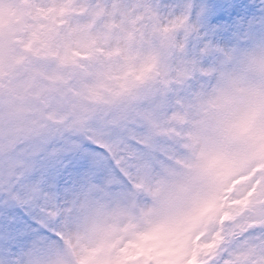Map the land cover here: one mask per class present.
<instances>
[{
	"label": "rangeland",
	"instance_id": "obj_1",
	"mask_svg": "<svg viewBox=\"0 0 264 264\" xmlns=\"http://www.w3.org/2000/svg\"><path fill=\"white\" fill-rule=\"evenodd\" d=\"M250 29L264 39V0H0V264H22L31 243L10 253L25 233L6 225L21 213L44 229L76 205L77 239L91 244L81 264H264V163L183 223L161 218L147 187L164 156L183 164L216 135L225 150L264 113V42L208 65L212 86L182 95L207 59L191 63L193 51ZM85 144L98 178L57 191L41 161Z\"/></svg>",
	"mask_w": 264,
	"mask_h": 264
},
{
	"label": "clouds",
	"instance_id": "obj_2",
	"mask_svg": "<svg viewBox=\"0 0 264 264\" xmlns=\"http://www.w3.org/2000/svg\"><path fill=\"white\" fill-rule=\"evenodd\" d=\"M224 142V136L216 135L214 141L181 152L179 159L184 160L183 164L171 156H164L156 163L147 178L148 199L150 207L159 209L161 218L171 217L183 223L198 216L206 201L222 195L235 179L248 175L264 163L259 157L260 149H264V113L257 115L251 131L243 138L229 141L227 148L220 150L219 145ZM115 163L119 165L121 161ZM229 167L233 168L235 175L228 174ZM260 175L264 172L258 173ZM246 186L238 185L234 195ZM86 214L76 205L72 206L70 213L48 217L44 227L47 235H37L31 240L22 264H56L58 259L65 264H81L86 255L84 245L89 242L77 239V233L85 231L83 217ZM66 223L71 224L70 229L65 227ZM58 232H62L65 239H61Z\"/></svg>",
	"mask_w": 264,
	"mask_h": 264
},
{
	"label": "snow or ice",
	"instance_id": "obj_3",
	"mask_svg": "<svg viewBox=\"0 0 264 264\" xmlns=\"http://www.w3.org/2000/svg\"><path fill=\"white\" fill-rule=\"evenodd\" d=\"M243 5H237L239 10ZM187 17L177 18L176 27L183 28L186 34L191 31L188 28ZM258 42H264V39L257 37L255 29L248 30L247 33L241 32V34L231 41L230 45L220 47V45H214L211 43L204 44L201 48L191 53V63H195L201 56H206L207 59L201 64V72L193 76L190 81V88L183 93L184 96H190L198 91L202 86L207 85L211 87L214 80L209 79V76L204 69L208 65H216L221 60H231L233 53L240 52L254 46ZM90 151H95L94 147L85 144L84 147L76 152L69 153L67 155H61L55 159H44L41 161V166L46 169V176L48 182L55 183L57 191H63L64 189L72 188L75 184L83 182L88 178H98L97 170L91 167L92 156L88 154ZM35 179V177H33ZM21 220L19 223H12L6 225L9 231L15 233L24 232V235L16 236V243L9 246L10 253L17 256L20 249L25 248L28 242L31 241L38 233H32L30 229L39 228L40 232H45V229L40 228L31 217L20 214ZM5 225L0 222V230ZM29 230V231H26Z\"/></svg>",
	"mask_w": 264,
	"mask_h": 264
}]
</instances>
